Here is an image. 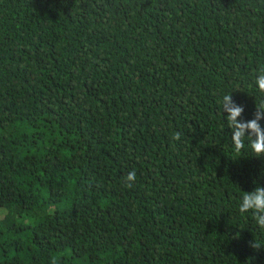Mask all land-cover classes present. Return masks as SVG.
Segmentation results:
<instances>
[{
	"label": "trees",
	"instance_id": "obj_1",
	"mask_svg": "<svg viewBox=\"0 0 264 264\" xmlns=\"http://www.w3.org/2000/svg\"><path fill=\"white\" fill-rule=\"evenodd\" d=\"M262 70L264 0H0V264H264Z\"/></svg>",
	"mask_w": 264,
	"mask_h": 264
},
{
	"label": "clouds",
	"instance_id": "obj_2",
	"mask_svg": "<svg viewBox=\"0 0 264 264\" xmlns=\"http://www.w3.org/2000/svg\"><path fill=\"white\" fill-rule=\"evenodd\" d=\"M256 83L260 91L264 92V74L258 77ZM223 100L224 109L228 113V125L233 129L231 140L234 152L240 154L246 147L245 140L247 139L248 147L255 153V156L264 155V130L260 128L255 119L247 123L237 122V117L242 111L241 107L231 104L230 97L227 95L223 97ZM245 129L250 130L247 136L245 135ZM180 137V132H174L172 135L173 140H179ZM135 180V170L130 171L124 177L125 187H131ZM238 210L242 214L251 211L252 219L256 222L257 226L264 229V186L257 185L251 191H244L240 199ZM254 247H260V245L254 244Z\"/></svg>",
	"mask_w": 264,
	"mask_h": 264
}]
</instances>
